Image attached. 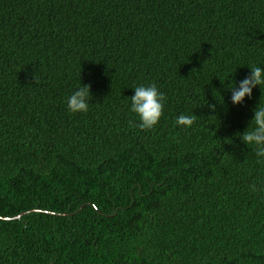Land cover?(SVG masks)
I'll list each match as a JSON object with an SVG mask.
<instances>
[{
	"label": "trees",
	"instance_id": "16d2710c",
	"mask_svg": "<svg viewBox=\"0 0 264 264\" xmlns=\"http://www.w3.org/2000/svg\"><path fill=\"white\" fill-rule=\"evenodd\" d=\"M248 66L264 0H0V264H264V163L236 135L264 93L225 87ZM151 83L166 103L141 130Z\"/></svg>",
	"mask_w": 264,
	"mask_h": 264
},
{
	"label": "clouds",
	"instance_id": "9594fccd",
	"mask_svg": "<svg viewBox=\"0 0 264 264\" xmlns=\"http://www.w3.org/2000/svg\"><path fill=\"white\" fill-rule=\"evenodd\" d=\"M250 74L240 81L232 80L225 85L230 92V103L233 107L243 106L247 100H251L253 90L259 88L264 93V67L248 66ZM134 94L131 96V106L129 111L135 114L138 119V127L141 130L154 129L160 122L163 115L164 104L166 103L165 94L160 91L155 83L139 85L132 88ZM220 93V92H219ZM215 95V94H214ZM222 102L216 98L219 105L225 104L224 97ZM92 100L91 85L81 84L67 97V111L71 114H83L89 111L90 101ZM207 107L216 112L217 104L208 103ZM252 118L247 129L243 133H237L240 141L248 148L254 146L255 156L258 163H264V103L260 102L251 109ZM195 123L194 115L180 114L175 118V125L184 130L190 129ZM253 186V191H256Z\"/></svg>",
	"mask_w": 264,
	"mask_h": 264
}]
</instances>
